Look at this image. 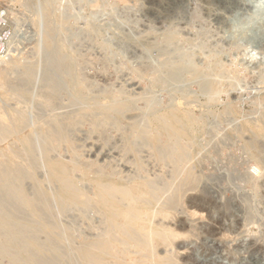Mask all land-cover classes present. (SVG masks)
I'll use <instances>...</instances> for the list:
<instances>
[{
	"label": "rangeland",
	"instance_id": "rangeland-1",
	"mask_svg": "<svg viewBox=\"0 0 264 264\" xmlns=\"http://www.w3.org/2000/svg\"><path fill=\"white\" fill-rule=\"evenodd\" d=\"M18 1L0 0V46H2L0 58L4 60V63L0 64V113L13 118L16 111L24 110L33 124L41 118L43 121H51L49 119L69 117L71 116L69 109L75 113L72 114L74 115L72 122L76 120L85 123L83 126L79 123V128L76 121V123L71 122L73 125L71 123L68 124L69 126L66 125L65 133L69 140L54 152L57 157L53 156L54 153L50 154L53 158L50 155L44 157L39 155L38 151L39 167L33 173L35 179L25 181L26 187L30 184L29 188L31 186L33 188L37 184L39 191L47 193L52 189L55 195L54 201L56 202L57 198L60 199V184L52 178L49 168V165L56 162L67 169L70 179L78 185L81 192L88 194L91 198L97 193L99 183L136 189L147 181L169 183L170 180H174L177 184L179 178L184 179L188 175L193 182L192 188L194 187L195 190H189L185 194V205L177 210L164 212L162 209L167 197L159 195V201H156L157 203L153 201L149 210L150 214L151 211H162L157 217L150 219V228L161 232L167 228H176L181 233L176 242L174 241L175 249L165 242L156 243L155 258L164 260L171 257L175 262L177 261L175 264H264V79L257 78V74L260 76L262 69L264 70V67L258 64L261 58L264 59V0H99L100 8L90 6L92 1L90 3L86 0L83 12L88 22L70 21L65 25H62L58 18V5L41 11L42 14L38 11L39 14L33 11L38 9L35 4V8L32 7L34 9L31 10V7L27 9L29 2ZM31 5H33L32 2ZM100 9L102 12L99 15L104 14V16L93 17ZM123 15L125 18H122ZM89 22L93 23L92 25L95 24L93 26L95 29L91 27V24L88 27ZM48 26L52 28L49 35L52 49L46 45L45 40ZM63 27L69 31L62 29ZM196 35L198 38L200 36V40ZM201 42L199 46L198 43ZM181 44L183 47L180 46V53L185 52L191 58L182 59L177 56L179 52L176 49ZM166 47L167 50H165ZM244 51L251 55L252 52L255 53V58ZM174 56L178 58L175 59ZM75 57L78 64L75 62ZM164 59L166 60L163 61ZM56 60H59L62 66L57 68L53 65ZM37 72H40V75ZM220 73L223 74L219 75ZM24 75L28 80L31 78V82L24 80ZM173 75L176 76L175 79ZM16 76L20 79L17 80ZM40 76H45L43 78L48 82ZM49 76L50 78H47ZM26 82L32 83L30 85L33 87L39 86V83L41 86L42 83L45 88L43 84H46L48 90L49 87H53V94L57 96L60 109L64 108L63 111L68 112V115L67 113L64 115L62 109H57L58 112L61 111V114L55 109V112H50L49 109L46 111L48 107H45L43 104L45 100L40 97L42 91L38 88L40 94L37 96V87H30L29 90ZM43 87L40 88L44 90ZM214 90L216 94L213 93ZM30 94L32 96L34 94L33 98H36L33 99ZM147 95L150 96L147 97ZM26 97H31L30 104H28L29 101L27 102L30 99ZM36 100L38 104L43 105L41 108L44 109V114L42 109L36 108H40V104L34 106L33 102ZM22 101L27 102L28 105L23 106ZM19 102H22L21 105ZM63 102L67 103L66 108L61 105ZM32 103L43 117L39 118L38 113L35 115L34 108H31L34 111L31 116L32 110L28 106L31 107ZM149 104L151 105L148 106ZM67 106H69L68 109ZM27 107L29 111L26 110ZM71 107L74 108L70 110ZM47 112L53 113L54 116ZM76 112L78 116L82 114L80 119L76 117ZM97 114L99 115L97 118L110 115L113 121L110 120L106 125L97 124V118L94 117ZM44 115L49 117L45 119ZM89 116L94 119H87ZM141 117L146 118L147 123L141 120ZM137 119H140V124L143 121V125L140 126ZM86 120H90V123ZM119 121L121 128L117 124L114 126V123L119 124ZM110 122L114 123L111 125ZM112 126L118 130H112ZM141 127L142 129H137ZM67 130L73 132L72 134L70 132V137ZM141 130H144V136L139 133ZM211 134L214 135L213 138ZM173 143H178L186 150V153H190L188 165L183 164L179 168L182 172L178 175L179 178L172 161L163 157L164 155L161 156ZM3 146L4 144H1L0 149L4 148ZM159 148L162 151L160 154H158ZM161 158L162 161H160ZM95 168L96 170L98 168L99 172L92 171ZM40 169L43 170L40 171ZM119 169H121L120 172ZM116 170L119 175L113 174L117 172ZM194 174L197 176L194 177ZM41 176H45L48 182ZM172 176L174 179H171ZM54 184L57 186L55 187ZM245 199H250L248 203L251 209L247 208L248 203L243 202ZM191 204L209 206V213L214 212L215 207L222 211L228 207L235 215L232 220L238 231L235 230L227 236L220 234L218 231L220 226L214 222L217 218L212 219L208 211H202L193 216L191 213L193 210L188 208ZM70 206L72 211L58 216V222L65 233L64 240L57 241L58 244L51 246L48 244L35 246L42 256L48 255V250L57 252L61 255V264H69L67 253H75L78 259V250L97 239V235L101 233L99 229L104 231L103 228L106 227L108 219L105 209L94 201H91L93 206L92 211L89 212L91 215L87 212L90 218H86L87 215L79 210L81 205L73 203ZM247 210L253 221L250 226L245 227L243 220L246 218L244 214ZM67 214L71 217L73 215L72 220L74 214L76 215V220H73L77 222L74 223L75 227L72 221L68 222L71 218L69 216L66 218ZM101 216L103 218H100ZM92 217L95 221L91 219ZM94 222H98L96 224L98 226ZM70 223L72 228L68 226ZM229 223L225 219L220 221L222 227L229 226ZM76 225H80L79 229ZM180 225L184 227L183 230L180 229ZM87 226L93 231H87ZM68 227L71 231L65 230ZM72 229L76 232L74 233ZM213 229L217 232L211 233L210 230ZM83 231L88 234L86 239ZM90 232L92 234H89ZM69 233L76 235L72 238ZM41 236L45 240V235ZM60 245L63 248H59ZM172 250H177L179 254ZM128 253L136 255V250L128 247Z\"/></svg>",
	"mask_w": 264,
	"mask_h": 264
},
{
	"label": "bare ground",
	"instance_id": "bare-ground-1",
	"mask_svg": "<svg viewBox=\"0 0 264 264\" xmlns=\"http://www.w3.org/2000/svg\"><path fill=\"white\" fill-rule=\"evenodd\" d=\"M20 1V0H19ZM18 1V2H19ZM24 1V0H23ZM86 0H32V1H28L26 0V2L30 3L28 5L29 9L31 7V10H33L34 4L36 5V9L37 10H33L36 12L40 11H46L48 8H50L51 6L55 5V6H59L58 10H59V15L58 18L61 20L62 25L68 24L70 21H76L78 22L79 20H84L86 22H88V18H86V16L84 15V8L86 5ZM89 2L92 1V5L95 8H100V1L99 0H88ZM109 1V0H108ZM119 1V0H118ZM25 2V3H26ZM31 2L33 5H31ZM88 2V3H89ZM21 3V2H20ZM25 3L22 5H25ZM26 3V4H27ZM94 4V5H93ZM21 5V6H22ZM111 5V4H110ZM27 6V5H26ZM89 6V7H90ZM34 7V8H32ZM23 8V7H22ZM25 8V6H24ZM54 8V7H53ZM119 10V9H118ZM30 11V10H27ZM102 12V10H98L97 12H95V14L93 15V17H97V16H102L99 15ZM120 12V11H119ZM130 12V11H129ZM39 13V12H38ZM39 13V14H40ZM125 13V12H124ZM31 14V13H30ZM42 14V13H41ZM107 14V13H106ZM118 14V13H117ZM13 15V14H12ZM33 15V14H32ZM89 15V14H88ZM126 15V14H124ZM123 15V16H124ZM41 16V15H40ZM104 16V14H103ZM102 16V17H103ZM119 16H121L119 14ZM127 16V15H126ZM131 16V15H130ZM129 16V17H130ZM43 17V16H42ZM41 17V18H42ZM101 17V18H102ZM108 17V15H107ZM111 18V16H109ZM100 18V17H99ZM122 18H125L122 17ZM20 19V18H19ZM18 19V20H19ZM97 19V18H96ZM95 19V20H96ZM38 20V19H36ZM99 20V19H98ZM125 20V19H124ZM41 21V20H40ZM97 21V20H96ZM95 21V23H96ZM115 21V20H114ZM19 22V21H18ZM137 22V21H136ZM135 22V23H136ZM20 23V22H19ZM40 23V22H39ZM42 23V22H41ZM40 23V24H41ZM115 23V22H114ZM91 24V27L94 28L92 25L93 23H88V27ZM118 24V23H117ZM49 25V24H48ZM99 25V24H98ZM115 25V24H114ZM42 26V25H41ZM18 27V26H17ZM62 27V26H61ZM119 27V26H118ZM42 28V27H41ZM81 28V27H80ZM104 28V27H103ZM64 29V27L62 28ZM62 29H60L62 31ZM95 29V28H94ZM42 30V29H41ZM59 30V31H60ZM65 31H67L68 29L65 27L64 29ZM63 30V31H64ZM93 30V29H91ZM99 30V29H98ZM101 30V29H100ZM52 28L51 26H48L47 29V37L45 38L46 40V45L49 48H53L51 39H50V34H51ZM69 31V30H68ZM96 31V30H93ZM172 31V30H171ZM175 33V32H174ZM198 33V32H196ZM204 33V31L202 32ZM201 34V33H200ZM206 34V32H205ZM204 34V35H205ZM41 35V33H40ZM76 35V34H75ZM79 35V34H77ZM195 35V34H194ZM81 36V35H80ZM173 36V35H172ZM197 36V35H196ZM66 37V36H64ZM202 37V36H201ZM40 38V37H39ZM67 38V37H66ZM198 38V36H197ZM65 39V38H64ZM68 39V38H67ZM200 40V36L198 38ZM204 39V38H203ZM195 41V40H194ZM198 41V40H197ZM41 42V39H40ZM39 42V43H40ZM177 42V41H176ZM205 43V42H204ZM178 44H180L178 42ZM183 44V43H182ZM176 49L178 50V55L179 58H191L190 55H186L185 52H181L180 53V46ZM199 46H201V43H198ZM176 45V43L174 44ZM185 45V44H184ZM39 46V45H38ZM173 46V44H172ZM198 46V45H197ZM198 46V47H199ZM183 47V46H182ZM181 47V48H182ZM195 47V46H194ZM170 48V47H169ZM168 48V50H169ZM175 48V47H174ZM173 48V49H174ZM190 48V47H189ZM197 48V47H196ZM41 49V45L39 47V51ZM187 49V48H186ZM239 49V48H238ZM73 50V49H72ZM167 50V47L166 49ZM184 50V49H183ZM43 51V50H42ZM247 51V50H246ZM245 52V51H244ZM252 52V51H250ZM41 53V52H40ZM216 53V52H215ZM247 53V52H245ZM36 54V53H35ZM191 54V53H190ZM248 55L252 56L253 58H255L254 55L255 53L252 52L251 53H247ZM41 55V54H39ZM43 55V53H42ZM41 55V56H42ZM176 55V54H175ZM193 55V54H191ZM37 56V55H36ZM157 57L159 55H156ZM165 56V55H164ZM264 56V55H263ZM262 56V57H263ZM16 57V56H15ZM18 57V56H17ZM68 57V56H67ZM169 57V56H168ZM168 57L166 59H168ZM176 56H174L173 58H175ZM40 58V57H39ZM164 58V57H163ZM178 58V57H177ZM175 58V59H177ZM249 58V57H248ZM32 59V58H31ZM36 59V58H35ZM75 62L76 57L74 58ZM159 59V58H158ZM166 59H164L163 61H165ZM11 60V59H10ZM34 60V59H33ZM38 60V59H37ZM41 60V59H40ZM111 60V59H110ZM157 60V59H156ZM261 61L258 63L259 65H262L264 67V59H260ZM21 61V60H20ZM25 61V60H24ZM35 61V60H34ZM74 61V60H73ZM158 61V60H157ZM161 60V62H163ZM249 61V60H248ZM37 62V61H36ZM171 62V61H170ZM191 62V61H189ZM186 62V63H189ZM193 62V61H192ZM2 63H4V60L0 58V64L2 65ZM74 63V62H73ZM78 64V62H76ZM111 63V62H110ZM147 63V62H146ZM153 64V62H151ZM184 63V64H186ZM249 63V62H248ZM257 63V62H255ZM42 64V61H41ZM148 64V63H147ZM150 64V65H152ZM159 64V63H158ZM190 64V63H189ZM55 66H57V68L59 66H62V64L60 63L59 60L55 61V64H53ZM192 65H194L192 63ZM219 65V64H218ZM250 65V64H249ZM257 65V64H256ZM34 66V65H33ZM148 66V65H147ZM251 66V65H250ZM11 67V66H10ZM155 67V66H154ZM195 67V66H194ZM223 67V66H222ZM220 67V68H222ZM257 67V66H256ZM1 68H3L1 66ZM8 68V67H7ZM131 68V66H130ZM146 68H151V67H146ZM191 68V67H190ZM40 69V68H39ZM152 69V68H151ZM183 69V67H182ZM229 69V68H228ZM4 70V68H3ZM33 70V69H32ZM144 70V69H142ZM176 70V69H175ZM44 71V69H43ZM106 71V70H105ZM115 71V70H114ZM117 71V70H116ZM147 71V70H146ZM151 71V70H150ZM183 71V70H182ZM225 71V70H224ZM261 71V68H260ZM262 71L264 72V70L262 69ZM21 72V71H20ZM121 72V71H120ZM133 72V71H132ZM136 72V71H135ZM148 72V71H147ZM262 72V74L257 78L259 79H264V73ZM35 73V72H34ZM38 73V72H37ZM40 73V72H39ZM38 73V74H39ZM46 73V72H45ZM51 73V72H50ZM152 73V72H151ZM21 74H23L21 72ZM47 74V73H46ZM56 74V73H55ZM159 74V72L157 73ZM156 74V75H157ZM223 73H220L219 75H221ZM37 75V74H36ZM40 75V74H39ZM75 75V74H74ZM168 75V74H167ZM174 75H176L174 73ZM174 75L172 77H174ZM218 75V74H217ZM225 75V73H224ZM9 76V75H8ZM29 76V75H27ZM80 76V75H79ZM138 76V75H137ZM178 77V75H176ZM176 76L174 77V79L176 78ZM180 76V75H179ZM17 77V76H16ZM25 77V75H24ZM42 77V76H40ZM45 77V76H43ZM42 77V78H43ZM149 77V76H148ZM228 78V76H226ZM244 77V76H243ZM19 77H17L18 80ZM33 78H36L33 76ZM47 78H50L47 77ZM59 78V77H58ZM145 78V76H144ZM150 78H152L150 76ZM171 78V77H170ZM182 78V77H181ZM218 78V77H217ZM230 78V76H229ZM228 78V79H229ZM233 78V77H232ZM20 79V78H19ZM24 79V78H23ZM27 78L25 77L24 80H26ZM38 79V76H37ZM36 79V80H37ZM44 80L47 81V79L43 78ZM60 79V78H59ZM155 79V78H154ZM157 79V78H156ZM169 79V78H168ZM243 79V78H242ZM258 79V81H259ZM11 80V79H9ZM50 80V79H49ZM158 80V79H157ZM163 80V79H162ZM234 80V78H233ZM260 80V81H261ZM27 81L31 82V78ZM38 81V80H37ZM43 81V80H42ZM156 81V80H154ZM161 81V80H160ZM164 81V80H163ZM229 81V80H228ZM236 81V80H235ZM6 82V80H5ZM4 82V83H5ZM25 82V81H24ZM26 82V85L28 83L29 86V90L32 88H36L37 92L42 91V93L40 94L39 92L37 93V96L40 94V97H42L45 101H44V105L45 110L50 112L55 111L57 109L61 110L59 105L60 103H57V96L55 94L54 96V92H53V87H49L50 89L48 90L45 85V88L43 87L44 90L47 89V91L42 90L38 85L36 87H33V85L31 86L29 83ZM39 82V81H38ZM48 82V81H47ZM168 82V80H167ZM233 82V81H231ZM8 83H10L8 81ZM44 83H46L44 81ZM159 83V82H158ZM235 83V82H233ZM11 84V83H10ZM15 84H17L15 82ZM19 84H21L19 82ZM18 84V85H19ZM24 83L22 82V85ZM37 84V83H36ZM60 84V83H59ZM167 84V83H166ZM232 84V83H231ZM242 84V83H241ZM4 85V84H3ZM6 85V84H5ZM9 85V84H8ZM10 86V85H9ZM56 86V85H55ZM88 86V85H87ZM171 86V85H170ZM169 86V88H170ZM5 87V86H4ZM19 87V86H18ZM17 87V88H18ZM58 87V86H57ZM26 88V89H27ZM39 88V89H38ZM101 88V87H100ZM99 88V89H100ZM24 89V91L26 90ZM44 91V92H43ZM101 91V90H100ZM160 92V91H159ZM179 92V91H178ZM33 93V90H32ZM214 94H216V90L213 91ZM34 94H35V90H34ZM33 94V96H34ZM59 94V93H58ZM170 94V93H169ZM222 94V93H219ZM218 94V95H219ZM31 97L33 98L32 94H30ZM156 95V94H155ZM24 96V95H23ZM36 96V95H35ZM150 96V95H149ZM147 95V97H149ZM154 96V94H153ZM173 96V95H172ZM31 97L27 98L30 99ZM59 97V96H58ZM25 98V97H23ZM23 98H21L22 100H24ZM36 98V97H34ZM33 98V99H34ZM32 99V100H33ZM117 99V98H115ZM173 99V98H172ZM118 100V99H117ZM29 101V102H28ZM38 100H36V102L34 103V106L39 105L40 108L36 107L37 109H42L41 107L43 105H41V103L38 104L37 102ZM59 101V100H58ZM61 101V100H60ZM148 101V100H147ZM152 101V100H151ZM150 101V103H151ZM155 101V100H154ZM23 106L24 104H26L28 102V104H30L31 99L27 100V102L25 103V101H22ZM21 102V103H22ZM40 102V101H39ZM78 102V101H77ZM104 102V101H103ZM20 103V102H19ZM20 103V105H21ZM32 103V106H33ZM36 103V105H35ZM64 103V102H63ZM61 104L65 107V104ZM26 104V106L28 105ZM104 104V103H103ZM19 105V104H18ZM146 105V104H145ZM151 104H149L148 106H150ZM158 105V104H155ZM161 105V104H160ZM25 106V108H26ZM30 107V105L28 106L30 108V110H32L31 108L36 109L34 106ZM194 106V105H193ZM18 107V106H17ZM27 107V108H28ZM59 107V108H58ZM62 107V106H61ZM147 107V106H146ZM145 107V108H146ZM158 107V106H157ZM20 108V107H19ZM22 108V107H21ZM29 108L26 109L29 111ZM44 108V107H43ZM51 108V109H50ZM66 108V107H65ZM69 108V106H67V109ZM74 108V107H73ZM72 107L70 108L73 109ZM148 108V107H147ZM196 108V107H194ZM193 108V109H194ZM35 110L36 112H34L33 110L30 112L31 116L32 113L34 112L35 115L38 113V110ZM49 109V110H48ZM65 109V110H67ZM202 109V108H200ZM64 108L61 110L63 111ZM76 110V109H75ZM74 110V111H75ZM84 110V109H82ZM16 111V110H15ZM27 111V113H28ZM44 114V109L41 110ZM45 111V112H46ZM54 111V112H55ZM61 111L57 112L59 114H61ZM10 112V111H9ZM40 112V111H39ZM64 112V111H63ZM62 112V113H63ZM68 112L71 113V116H66V117H62V118H55V120L53 119H49L51 121L48 120H42L38 119L36 120V123L31 122V120H29V115L27 116V114L25 113L24 110L22 111H16V113L14 114V117L11 118L9 115L5 114V113H0V145L4 144V148L0 149V264H6L5 262H8L9 264H61L60 263V257L61 255H59L57 252H53L48 250V255H40L37 252V248L35 246H42V245H55V243L57 241H62L65 238V233L63 232V230L61 229V225L58 222V216L59 215H63L65 213H68L71 209H70V205H72L73 203L81 205V210L82 213L84 215H87V212L89 213L90 210L92 211V207L91 206V201L96 202L98 205L102 206L105 209V212L108 216V219L106 220V227L104 226L103 230H100V234L99 236L97 235V239L94 240L93 242L87 244L86 246L82 247L80 250H78L79 252V256L77 259V255L74 253H67L65 252V254L67 253V258H68V263L69 264H163V262H165L164 264H175L176 262L174 261V258L168 257L165 258L164 260L162 258H160L159 260H157L155 258L156 256V243L158 242H165V244L167 243L168 245L173 246L174 247V241L180 237L181 233L175 228V229H170L167 228L165 229L163 232L161 231H157L154 230L152 228H150L149 226V221L152 217H157L159 214H161V212L159 211H151L152 213L150 214L149 210L152 207L153 201H159V195H166L167 199H166V204L163 207V211H172V210H177L179 207L185 205V194L189 191V190H195V188H192V180L191 178L187 175L184 179H180L178 175L182 174V172L180 171V166L183 164H187L188 165V159L190 156V153H186V150L180 146L178 143L177 144H171L169 145V148H166L164 153L161 155L163 157H167L170 161H172L173 167L175 166L176 168V175L179 178V182L177 184H175L174 180H170L169 183H158V181H147L144 185H141L138 188H125V187H120L117 185H113L110 183H99L97 185V193L91 198L88 194L81 192L80 188L78 187L77 184H75L69 177V173L67 171V169L61 165L56 163H53L51 165H49V168L51 170V176L54 180H56L59 184H60V199L57 198L56 202L53 199L54 195V191L52 192L51 187H49V185H45L43 184L45 187H47V189H51L48 193L44 192V191H39L38 188L39 186L37 184H35V187L29 188L26 187V183L25 181L30 180V179H35L34 178V172L38 169V158H37V154L39 155H43L44 157H48L51 153H54L56 151H58L60 149V147L62 146V144L64 142H68V136L65 133L66 131V125H70V123L72 122L71 119L74 120L72 114H75L73 111H69ZM68 112H64L67 113ZM73 112V113H72ZM81 112V111H80ZM79 112V113H80ZM29 113V114H30ZM48 113V112H47ZM153 113V111H152ZM46 114V113H45ZM50 114V113H48ZM57 114V113H56ZM77 114V112H76ZM96 114V113H95ZM93 114V115H95ZM39 118L43 117V115L41 116V114L38 113ZM50 115L54 116L53 113H51ZM82 115V114H81ZM78 114L76 115V117L78 116V118L81 116ZM86 115V114H85ZM113 115V114H112ZM48 115H44V117H46L45 119H47ZM50 116V118L52 117ZM91 116V115H90ZM87 118V119H91L93 120L94 118ZM97 116H99L98 114L94 117L97 118ZM144 116V115H143ZM152 116V115H151ZM49 117V116H48ZM92 117V116H91ZM145 117V116H144ZM142 118L141 120H145L144 122H146V118ZM159 117V116H158ZM100 118V119H99ZM96 119V123L100 124V125H106L109 123L110 120H112V118L110 117V115H106L103 116L102 118L99 117ZM31 119H33L31 117ZM80 119V118H79ZM77 119V120H79ZM86 119V117H85ZM84 119V120H85ZM138 120V119H137ZM76 121V120H75ZM75 121H73L72 123H74ZM90 121V120H89ZM89 121L86 120V122L88 123ZM113 121V120H112ZM161 121H163V119H161ZM78 122V121H76ZM75 122V123H76ZM85 122V121H84ZM115 122V120H114ZM114 122H110V124L112 125V123ZM140 119L138 120V124L141 126V124L139 123ZM166 122V121H165ZM71 123V124H72ZM80 123V121L77 123L78 128L80 126H83V123L81 121V125L79 126L78 124ZM90 123V122H89ZM94 123V122H93ZM147 123V122H146ZM144 123V125L146 124ZM157 123V121H156ZM164 123V121H163ZM36 124V125H35ZM92 124V122H91ZM96 124V125H97ZM119 125L120 126V121L119 124L118 122L114 123L115 125ZM137 124V125H138ZM176 124V123H175ZM35 127H34V126ZM68 125V126H69ZM73 125V124H72ZM88 125V124H87ZM110 125V126H111ZM143 125V124H142ZM170 125V124H169ZM177 125V124H176ZM205 125V124H204ZM108 126V127H110ZM118 126V127H119ZM122 126V125H121ZM121 126L119 128H121ZM148 126V125H147ZM146 126V127H147ZM103 127V126H102ZM101 127V128H102ZM113 127V126H112ZM111 127V128H112ZM130 127V126H129ZM128 127V128H129ZM152 127V126H151ZM110 128V129H111ZM116 128V127H115ZM114 127L112 128V130L117 131L118 129H115ZM123 128V127H122ZM70 129V128H68ZM72 129V128H71ZM108 129V128H107ZM126 129V127H125ZM134 129V128H133ZM137 129H142L141 128H137ZM105 130V128H104ZM122 130V129H121ZM68 131V130H67ZM109 131V130H108ZM126 131V130H125ZM238 131V130H237ZM240 131V130H239ZM68 135L69 137L71 136V134L73 133L72 131H68ZM71 132V134H70ZM136 132V131H135ZM138 132V131H137ZM206 132V131H205ZM128 133L130 134V129H128ZM141 134H143V136L145 135L144 130H141V132H139ZM209 134V132H207ZM210 133L211 130H210ZM135 134V133H134ZM137 135V134H136ZM135 135V136H136ZM213 138V134H211ZM110 136V135H109ZM112 136V135H111ZM153 136V135H152ZM73 137V136H72ZM128 137H130L128 135ZM148 137V136H147ZM136 138V137H135ZM142 139V138H141ZM165 139V138H164ZM170 139V138H169ZM180 139V138H179ZM71 140V138H70ZM226 140V139H225ZM112 141V140H111ZM134 141V140H133ZM214 141V139H213ZM143 142V141H142ZM260 142V141H259ZM106 143V142H105ZM132 143V142H131ZM147 144V142H145ZM171 143V142H170ZM169 143V144H170ZM211 143V140H210ZM126 144V143H125ZM135 144V143H133ZM141 144V143H140ZM143 144V143H142ZM167 144V143H166ZM187 144V143H186ZM64 145V144H63ZM73 145V144H71ZM188 145V144H187ZM74 146V145H73ZM138 146V145H137ZM143 148V147H142ZM157 148V147H156ZM186 148V147H185ZM217 148V147H216ZM65 149V147H64ZM160 149V148H159ZM218 149V148H217ZM256 149V148H255ZM67 150V149H66ZM65 150V152H67ZM164 150V149H163ZM39 151V153H38ZM157 151V150H156ZM160 150H158V154H160ZM217 151V150H216ZM258 151V150H256ZM162 153V151H161ZM260 153V152H259ZM58 154V153H57ZM34 155V156H33ZM38 155V156H39ZM57 155L54 153L53 156ZM263 155V154H262ZM51 156V155H50ZM53 156H51L53 158ZM54 156V157H55ZM60 156L62 157V155L60 154ZM159 156V155H158ZM50 157V158H51ZM257 157V156H256ZM41 158V157H40ZM76 159V157H74ZM260 158V157H259ZM166 159V158H165ZM78 160V159H76ZM163 159L161 158L160 161H162ZM260 160H262L260 158ZM68 161V159H67ZM72 161V160H71ZM79 161V160H78ZM166 161V160H165ZM164 161V162H165ZM232 161V160H231ZM43 162V160H42ZM96 162V161H95ZM264 162V161H263ZM79 163V162H78ZM84 163V162H83ZM82 163V164H83ZM87 163V162H86ZM89 163V162H88ZM91 163V162H90ZM249 163V162H248ZM77 164V163H76ZM81 164V165H82ZM85 164V163H84ZM93 164V163H92ZM165 164V163H164ZM170 164V163H169ZM252 164V163H251ZM91 165V164H90ZM104 165V164H103ZM109 165V164H108ZM167 165V164H166ZM186 165V166H187ZM250 165V164H249ZM101 166V165H99ZM98 166V167H99ZM171 166V165H170ZM169 166V168H170ZM185 166V167H186ZM193 166V165H192ZM102 167V166H101ZM99 167V168H101ZM107 167V166H106ZM45 168V167H44ZM105 168V167H104ZM194 168V167H193ZM246 168V167H245ZM260 168V166H259ZM113 169V167H112ZM115 169V168H114ZM254 169V168H253ZM258 169V167H257ZM43 169H40V171H42ZM121 169H119L120 172ZM184 170V169H182ZM46 172V170H44ZM92 171H98V168L96 170L93 169ZM101 171V170H100ZM117 171V170H116ZM248 171V170H247ZM255 172V169L253 170ZM259 171V170H258ZM263 171V170H262ZM39 172V171H38ZM99 172V171H98ZM112 172V171H111ZM119 172L117 171L116 173L114 172L113 174H117L119 175ZM185 172V170H184ZM101 173V172H100ZM189 173V172H188ZM264 173V172H263ZM44 174V173H42ZM41 174V175H42ZM99 174V173H98ZM128 174V173H127ZM132 174V173H131ZM252 174V173H251ZM261 175V171L259 173ZM195 175V174H194ZM38 176V175H37ZM78 176V175H75ZM101 176V175H100ZM111 176V175H110ZM132 177V175H130ZM183 176V175H182ZM191 176V174H190ZM197 175H195L194 177H196ZM210 176V175H209ZM249 176V175H248ZM256 176V175H255ZM259 176V175H257ZM44 181L47 179H45V176H41ZM117 177V176H116ZM128 177V176H127ZM134 177V176H133ZM139 177V176H138ZM158 177V176H157ZM48 178V177H47ZM125 177H123L124 179ZM135 178V177H134ZM42 179V180H43ZM126 179V178H125ZM141 179V178H140ZM159 179V177H158ZM161 179V177H160ZM171 179H174L173 176ZM194 180V178H192ZM257 179V178H255ZM37 180V179H36ZM129 180V178H128ZM132 180V178H131ZM134 180V179H133ZM151 180V179H150ZM163 180V179H162ZM197 180V178L195 179V181ZM224 180V179H223ZM26 181V182H27ZM43 181V182H44ZM245 181V180H244ZM257 181V180H256ZM40 182V180H39ZM42 182V183H43ZM48 182V181H47ZM79 184V183H78ZM129 184V183H128ZM198 184V183H197ZM55 185V184H54ZM84 185V184H83ZM57 185H55L56 187ZM198 186V185H197ZM263 186V185H262ZM86 187V186H85ZM196 187V185H195ZM87 189V188H85ZM89 189V188H88ZM87 189V190H88ZM92 193V192H91ZM58 194V193H57ZM93 195V194H92ZM58 197V196H57ZM248 198V197H247ZM229 199V198H228ZM244 199V198H243ZM250 199L243 201L246 202V204L248 203ZM163 203L164 201L161 200ZM161 202V203H162ZM209 202V201H208ZM228 202V201H227ZM250 202V201H249ZM56 203V205H55ZM157 203V202H156ZM159 203V202H158ZM162 203V204H163ZM232 203V202H231ZM233 204V203H232ZM245 204V203H244ZM57 206V209H56ZM228 206V205H227ZM253 206V205H252ZM123 207V208H122ZM139 207V208H138ZM225 207V206H224ZM247 207V206H246ZM245 207V210H246ZM249 203H248V207L249 208ZM72 208V207H71ZM95 208V207H94ZM93 208V209H94ZM142 208V209H140ZM188 208H191L193 211H191L193 216H196L199 214V212L202 211H210L209 206H204V205H195V204H191ZM251 209V207L249 208ZM74 210V209H73ZM72 211V210H71ZM95 211V210H94ZM98 211V209L96 210ZM222 210H220L219 208L215 207L214 212H210V217L213 218H217L216 224L220 226V229L218 228L219 233L224 234L225 236L230 235L232 233L235 232L236 228L234 226H236L232 220V218L235 217V215L233 214L232 211H230V209L228 207H225V209L221 212ZM243 211V210H242ZM76 212V211H75ZM163 212V213H164ZM181 212V211H180ZM252 212V211H251ZM74 213V212H73ZM86 213V214H85ZM98 215V212H96ZM94 213V215L96 214ZM91 215V213H89ZM100 214V212H99ZM105 214V213H104ZM251 214V213H250ZM70 215V213H69ZM68 214L66 215L69 216ZM89 215V216H90ZM93 215V216H94ZM100 215H102L104 218L105 216L101 213ZM246 218L245 220H243L245 227L246 226H250L252 223V218L249 215L248 210L245 212ZM75 214H74V219H75ZM78 216V215H77ZM88 215L86 216V218H90ZM96 216V215H95ZM100 218H103V217ZM65 217V216H64ZM71 219L68 220V222L71 223H77L75 221L72 220V217L69 216ZM160 217V216H159ZM163 217V216H162ZM175 217V216H174ZM243 217V216H242ZM255 217V216H254ZM78 218V217H77ZM99 218V220H100ZM80 219V218H79ZM91 219H95V218H91ZM156 219V218H155ZM168 219V218H167ZM228 220L229 226L226 227H222V225L220 224L221 220ZM76 220V219H75ZM81 220V219H80ZM79 220V221H80ZM90 220V219H88ZM170 220V219H169ZM183 220V219H182ZM196 220V219H194ZM95 221V220H94ZM97 221V220H96ZM104 221V219H103ZM162 221V220H160ZM256 221V220H255ZM82 222V221H81ZM80 222V223H81ZM92 222V221H90ZM102 222V221H100ZM99 222V223H100ZM151 222V221H150ZM166 222V221H165ZM223 222V221H222ZM242 222V219H241ZM67 223V221H66ZM71 223L68 225L70 226ZM84 223V222H83ZM95 225L98 222H94ZM159 223V222H157ZM235 223L237 224V221H235ZM74 224V227H75ZM101 224V223H100ZM166 224V223H165ZM168 224V223H167ZM239 224V223H238ZM82 225V224H81ZM185 225V224H184ZM243 225V223H242ZM80 226V225H79ZM79 226L76 225V227ZM98 226V225H96ZM103 226V225H102ZM181 226V230L184 229V227ZM72 228V226H70ZM94 227V226H93ZM244 227V228H245ZM63 228V227H62ZM83 228V226H82ZM88 228V226H87ZM85 228V229H87ZM96 228V227H94ZM101 228V227H100ZM187 229V227H186ZM246 229V228H245ZM66 231H71V229L68 227L65 229ZM84 230V229H81ZM78 230V231H81ZM47 231V232H46ZM73 231V229H72ZM87 231H93L88 230ZM97 231V230H96ZM211 233H215V231L217 232L216 229L210 230ZM238 231V230H236ZM250 231V230H248ZM74 232V231H73ZM76 232V230H75ZM74 232V233H75ZM85 232V239H86V235L88 236V234H86ZM185 232V231H184ZM244 232V231H243ZM78 233V232H77ZM99 232H97L98 234ZM188 233V232H186ZM192 233V232H191ZM218 233V234H219ZM42 234L45 235V240H43L42 238ZM81 234V233H80ZM84 235V233H82ZM81 234V235H82ZM89 234H92V232H90ZM194 234V233H193ZM192 234V235H193ZM219 234V235H220ZM76 235V234H75ZM75 235H73L72 233H69L70 237H74ZM79 235V234H78ZM77 235V236H78ZM211 235V234H210ZM68 236V237H69ZM93 236V235H92ZM91 236V237H92ZM216 236V235H215ZM69 237V239H70ZM79 237V236H78ZM82 237V236H81ZM185 237V236H184ZM183 238V237H182ZM81 239V238H80ZM181 239V238H180ZM82 241V240H81ZM178 241V240H177ZM176 242V241H175ZM60 243V242H59ZM75 243V242H74ZM77 243V242H76ZM58 244V243H56ZM70 245V244H69ZM77 245V244H76ZM57 246V245H56ZM78 246V245H77ZM59 247V246H58ZM128 247H133L136 250V255H129L128 253ZM178 247V246H177ZM40 248V247H39ZM53 248V247H52ZM59 248H63V246ZM71 248V247H70ZM79 248V247H78ZM184 248V246H183ZM226 248V247H224ZM172 249V247L170 248V250ZM227 249V248H226ZM74 250V249H73ZM169 250V249H168ZM169 250V251H170ZM185 250V249H183ZM46 251V250H45ZM63 251V250H62ZM173 251V250H172ZM188 251V250H186ZM176 254L179 252H177V250L173 251ZM181 252V251H180ZM169 253V252H168ZM171 253V252H170ZM173 254V253H171ZM188 255V253H186ZM180 256V255H179ZM183 256H186L183 254ZM191 256V255H189ZM230 256V254H229ZM182 257V256H180ZM231 257H233L231 255ZM230 258V257H229ZM228 259V258H227ZM189 260V259H188ZM230 261V259H229ZM232 261V260H231ZM173 262V263H172ZM67 263V262H66Z\"/></svg>",
	"mask_w": 264,
	"mask_h": 264
},
{
	"label": "built area",
	"instance_id": "built-area-1",
	"mask_svg": "<svg viewBox=\"0 0 264 264\" xmlns=\"http://www.w3.org/2000/svg\"><path fill=\"white\" fill-rule=\"evenodd\" d=\"M2 51V46H0V52Z\"/></svg>",
	"mask_w": 264,
	"mask_h": 264
}]
</instances>
